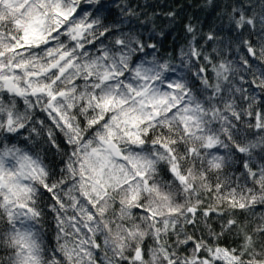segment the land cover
<instances>
[{"label":"snow or ice","instance_id":"obj_1","mask_svg":"<svg viewBox=\"0 0 264 264\" xmlns=\"http://www.w3.org/2000/svg\"><path fill=\"white\" fill-rule=\"evenodd\" d=\"M119 7L0 0V264H264V0L178 65Z\"/></svg>","mask_w":264,"mask_h":264},{"label":"trees","instance_id":"obj_2","mask_svg":"<svg viewBox=\"0 0 264 264\" xmlns=\"http://www.w3.org/2000/svg\"><path fill=\"white\" fill-rule=\"evenodd\" d=\"M111 15L109 20L120 17V7L122 0H104ZM231 0H213V7L208 4V0H131L132 6L141 13L139 17H133L125 25L139 29L145 39L153 37L150 42L157 44L158 52L156 53L162 59L173 58V62L179 64V51L181 48L187 50V43L192 39L191 34L185 30V25L191 24L196 28L197 40L200 44L204 43L203 35L215 31L217 35H224V27L227 25V17L222 15L225 3ZM83 7L86 10L88 6ZM176 12V19L173 21L165 13ZM107 15V13H105ZM163 35H159V33ZM212 43L209 42L205 47L210 50ZM151 51V50H149ZM38 118L43 116L38 114ZM57 163L59 160L57 159ZM45 228L52 233V222L50 218L45 223ZM191 232L192 230L189 229ZM222 243L227 246L231 243V238L225 239ZM191 248V245H188Z\"/></svg>","mask_w":264,"mask_h":264}]
</instances>
